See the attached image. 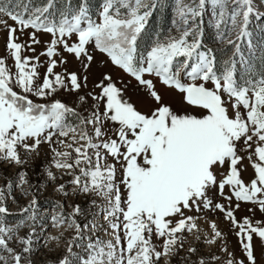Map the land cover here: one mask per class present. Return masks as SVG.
Masks as SVG:
<instances>
[{"label": "snow or ice", "instance_id": "1", "mask_svg": "<svg viewBox=\"0 0 264 264\" xmlns=\"http://www.w3.org/2000/svg\"><path fill=\"white\" fill-rule=\"evenodd\" d=\"M211 2L219 7V25L229 0ZM231 3L235 7L229 18L234 28L238 26L237 17H242L237 39L246 37L252 12L249 0ZM60 4L63 7H58ZM204 5L205 0H198L195 8L183 6L179 15L184 24L189 14L200 15L198 9ZM155 7V0H102L93 19L87 0H80L78 7L71 0H43L35 5L32 0H0V17H7L16 25L0 19L8 33L6 49L16 69L10 71L0 57V162L22 165L26 161L20 157L21 149L28 155H39L40 146L47 144L53 166L72 176L67 182L72 186L70 193L65 184L57 185L56 191L65 197H93L92 207L87 210L77 204L67 217L62 212L51 217L53 227L67 224L74 231L57 264H159L162 257L177 255L183 249L184 233L199 231L195 217L185 213L199 212L201 206L223 213L233 229H238L235 234L247 264H257L252 242L255 234L264 255V226H260V221L253 224L248 217L237 221L231 202L233 198L251 202L264 212V73L259 79L250 74L248 78L239 77L234 57L240 53V45L236 44L232 56L220 62L212 49L202 50L198 25L196 29H178L177 36L156 39L146 54L139 52L138 40ZM26 29L35 30L27 45L33 52L31 45L40 43L35 32L52 36L46 51L41 53L48 57L42 81L39 57L21 55L24 45L17 42L16 33ZM72 36L76 41L69 43L66 38ZM89 45L143 87L157 104L150 114L142 113L126 100L123 90L108 74L96 84L98 94L87 93L94 101L87 116L54 98L58 90L77 92L82 87L75 72H54L58 61L52 57L60 55L57 46L77 59L86 58L87 69L94 59ZM65 63L61 58L59 64ZM146 74L158 78L167 88L178 90L183 102L200 114L174 112L163 103L153 79L144 78ZM87 79L85 76V83ZM85 100L86 96L78 97L79 104ZM245 158L254 177L248 183L241 175L246 169L238 167ZM225 165L226 172L218 179L217 172ZM26 175L19 172L15 186L27 184ZM47 178L56 179L51 171ZM226 186L230 195L224 191ZM4 187L11 190L14 185L8 180ZM210 188H216L229 206L214 203L208 196ZM22 194L28 193L22 189ZM5 199L4 189L0 188V250L7 251L15 264H20L22 257L8 247V240L24 221L14 228L5 226V217L10 215ZM36 205L33 197L21 214L29 213L26 219L35 221ZM56 207L62 209L63 205L58 203ZM78 216L85 217L83 224L76 219ZM210 227L213 238H205L208 244L222 237L215 223ZM34 232L32 227L26 237L18 240L25 253L32 251ZM101 232L111 239H102L98 235ZM153 237L162 243H155ZM47 239L59 241L54 236ZM196 239L200 237L197 235ZM195 251L188 248L189 253ZM228 255L227 264H245L233 253ZM199 264H204L203 258Z\"/></svg>", "mask_w": 264, "mask_h": 264}, {"label": "rangeland", "instance_id": "2", "mask_svg": "<svg viewBox=\"0 0 264 264\" xmlns=\"http://www.w3.org/2000/svg\"><path fill=\"white\" fill-rule=\"evenodd\" d=\"M43 0H32V3L40 4ZM90 9V14L93 19H96L97 13L100 10L102 0H87ZM152 2V0H148ZM74 7H78L80 0H71ZM156 7L151 9V15L148 17L147 24L143 30L141 37L138 40V51L146 54V50L150 49V46L156 39L164 40L169 36L179 35L178 29L188 27L190 29H196L200 34L202 42V50L212 49L218 61L232 56L235 51V45H240V53L234 57L237 61V74L239 77L256 79L260 78L261 73H264V0H249V6L252 8V12L249 14L248 24L246 31L248 35L246 37L237 39L239 31V23L242 17H237V27H233L230 20V13L235 7L231 0L225 9L226 15L224 20L217 24L219 18V7L214 5L211 0H205L203 8L198 9L200 15L193 17L190 14L184 19L187 20V24H184V20L180 17L179 12L183 6L195 8L198 4V0H155ZM13 6H15L13 4ZM58 7H63L62 4ZM7 21L8 25L16 26L14 22L7 17H0ZM33 29H26L23 33L17 31L16 35L19 37L17 42L24 45L21 50L22 57H39L40 67L38 72L40 73L41 81L47 68L48 57L41 55L46 51L47 42H50L52 36L44 32H35L36 38L40 41L38 44H32L31 48L35 51H31L27 45L30 43V34L34 32ZM7 30L3 24H0V57H3L6 61V66L10 71L15 72L14 60L10 55V52L6 49L7 42ZM69 43L75 42L76 37L72 36L66 38ZM191 39V37H190ZM231 40L234 43L229 44ZM89 52L93 55L94 59L91 64L84 68V64L87 63L86 58L77 59L73 54H69L60 46H57V51L60 55H54L52 58L58 61L57 67L54 72L62 75L66 73L75 72L78 75L79 82L82 87L77 92H71L66 90H58L54 94L55 99H59L66 104L70 105L77 112L82 115H89V110L94 101L87 93L94 92L98 94L100 89L96 88V84L103 79L104 74H108L112 77L116 86L123 90V96L126 100H129L133 105L142 113H149L157 104L150 99L142 86L138 85V82L129 74H126L118 66L111 64L110 60L105 54H101L94 49L93 45L87 46ZM63 58L67 61L65 64H59L60 59ZM241 58L244 63H241ZM32 63H36L35 60ZM87 76V82L85 83L84 77ZM146 79H153L156 83V89L163 98V103L169 105L174 112L178 114L191 113L199 115V112H194L193 109L188 107L182 99V94L175 89L167 88L158 82V78L154 76H144ZM67 83V81H66ZM211 87V84L208 85ZM70 87V85H69ZM19 91V89H14ZM86 96V100L83 104L78 103V97ZM36 102L39 101L36 97H31ZM103 107L101 105V111ZM229 111L231 108L229 106ZM89 130H91L89 128ZM242 145V141L240 142ZM78 146V145H77ZM59 147V146H57ZM60 151H71L69 149L60 148ZM39 155L33 152L31 155L26 154L22 149L20 150V157L26 161L22 165L9 164L8 162H0V188L4 189L6 199L4 206L7 207L10 215L5 217V226L8 228H14L21 220L24 221L23 226L13 232L12 239L8 240V247L14 250V253H20L22 259L20 264H57L59 259L64 256L67 241L74 235L73 229L67 227L65 224L63 227H53L51 223V217L58 213H63L64 216H68L72 211L74 205L79 204L82 209L91 208L90 201L93 197L79 195H69L65 197L63 194L56 191V186L59 184H65L66 190L70 193L72 186L67 184L72 179V176L65 174L64 169H57L53 166V156L49 150L47 144H43L39 148ZM245 155V153H240ZM75 157V153H72ZM111 160V158H109ZM246 170L241 172L242 179L248 183L253 177V169L251 168L249 161L245 158L241 165ZM227 165L223 170H218V179L226 172ZM51 171L56 179L50 181L47 178V172ZM78 172V169L76 170ZM26 173L27 184L18 185V173ZM119 178V177H118ZM8 180H11L14 187L9 190L5 188V184ZM22 189L27 191V195L22 194ZM9 191L11 195H8ZM226 194H231L230 189L226 186L224 189ZM208 196L214 203L219 202L228 207V201L224 200L219 195L216 188H210L208 190ZM35 197L37 201L36 208L34 210L36 220H27L26 217L29 213L21 214V210L27 207ZM63 205V208L56 207L57 204ZM97 203H100L97 198ZM239 203V208H236V204ZM231 207L234 209V215L237 221L243 222L244 217H248L250 221L255 224L260 221V226H264V212L260 211L259 205L251 202H238L233 198ZM252 209V211H249ZM33 211L32 209L29 210ZM186 215H192L195 217V223L199 229L195 234L184 233L185 236L183 249L179 250L177 255L171 257H162L159 264H199L200 258L204 259V264H227L230 259L228 253H233L237 260H244L247 264L246 257L243 253V249L240 247L239 238L235 232L238 229H233L230 221L224 218L223 213L219 210H206L201 209L199 212L195 210L188 212ZM76 219L83 224L85 222L84 216H78ZM88 219H91L89 216ZM212 223H215L216 229L222 233V237L216 238L215 243H205V238H213V230L210 227ZM32 227L35 228L33 233V245L32 251L25 253L22 251L24 245L18 242L19 238L26 237L31 231ZM61 233L63 235H61ZM102 239H111L110 236L105 235L103 232L98 233ZM200 239H196V236ZM54 236L59 237V241L48 240L47 237ZM7 240V236L5 237ZM153 240L157 244H161V241ZM254 254L256 256L257 264H264V255H262L261 241L255 237L253 239ZM195 248V253H189L188 248ZM227 249L224 251L223 249ZM76 251H79L77 249ZM0 256L4 259H0V264H15L12 255L7 251L0 250ZM218 257V259H212V257Z\"/></svg>", "mask_w": 264, "mask_h": 264}]
</instances>
